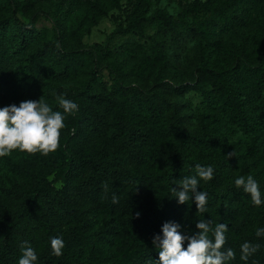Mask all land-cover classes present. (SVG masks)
Segmentation results:
<instances>
[{"label":"trees","instance_id":"obj_1","mask_svg":"<svg viewBox=\"0 0 264 264\" xmlns=\"http://www.w3.org/2000/svg\"><path fill=\"white\" fill-rule=\"evenodd\" d=\"M120 1L93 0L80 10L79 0H72L53 18L52 41L15 11L1 10L0 108L41 99L63 114L58 103L63 96L78 105L79 118L75 122L76 113L65 115L59 147L47 156L16 150L0 157V264H19L22 246L35 250L34 264H159L153 240L162 238L163 224L176 223L182 235L190 236L199 231L198 220L210 221L213 229L228 225L224 250L231 248L235 259L226 264H264V235H256L264 228V193L255 206L250 194L236 187L237 177L221 156V139L204 128H191L181 103L170 100L158 83L140 95L96 87L91 82L100 72L96 69L75 94V50L63 45L59 25L81 38ZM14 4L0 0L7 9ZM149 13V0H134L122 31H144ZM257 28L264 38L262 18ZM260 57L264 43L256 61ZM206 61L214 63V55ZM213 78L208 106L249 130L243 108L246 101L252 106L262 102L264 62H243ZM61 148L70 162L58 187L49 177L61 166ZM197 165L214 169L210 181L197 177L198 191L207 193L205 213H197L194 198L180 204L171 191L179 190L184 177L196 176ZM113 194L118 203L112 202ZM57 237L65 244L59 257L51 248ZM209 238L214 240L211 232ZM245 242L259 245L247 261L240 259Z\"/></svg>","mask_w":264,"mask_h":264},{"label":"rangeland","instance_id":"obj_2","mask_svg":"<svg viewBox=\"0 0 264 264\" xmlns=\"http://www.w3.org/2000/svg\"><path fill=\"white\" fill-rule=\"evenodd\" d=\"M71 1L15 0L11 8L0 5V15L2 9L10 15L15 11L24 23L38 28L45 41H52L56 37L53 18ZM91 1L79 0V9ZM149 2L151 20L141 32L122 31L134 0H121L81 38L65 24L59 25L63 45L75 50L77 75L71 83L75 94L85 87L95 69L100 72L91 81L93 85H104L116 95L124 90L145 94L158 83L170 100L183 105L191 128H204L221 139V156L233 177L246 179L251 175L264 193V94L255 106L247 101L244 104L249 130L207 102L217 71L243 62H264V58H255L264 43L257 28V19L264 21V0ZM208 54L214 55V63L206 61ZM78 118L79 111L75 122ZM233 151L235 156L228 157ZM59 157L61 166L49 177L58 187L70 162L64 148Z\"/></svg>","mask_w":264,"mask_h":264},{"label":"clouds","instance_id":"obj_3","mask_svg":"<svg viewBox=\"0 0 264 264\" xmlns=\"http://www.w3.org/2000/svg\"><path fill=\"white\" fill-rule=\"evenodd\" d=\"M58 103L63 109V114L60 111H53L41 99L23 101L19 106L13 104L0 108V157L9 156L16 150L33 155L39 152L45 156L56 151L59 147L60 131L65 127V115H73L78 111V105L63 96L58 97ZM231 156H235L234 151L228 153V157ZM196 172V176L184 177L180 181L179 190L172 187L171 191L180 204H185L194 198L197 213H205L208 203L207 193L198 191L199 180L210 181L214 169L211 166L197 165ZM235 185L250 194L255 206L261 205L259 186L251 175L246 179L243 176L237 178ZM112 202L118 203L115 194ZM139 215L140 213H136L137 217ZM179 228L180 225L176 223H164L162 238L159 235L154 238L153 244L159 248V264H226L227 261L235 259V252L231 248L224 250L227 224L220 223L213 229L210 221L198 220L196 228L199 231L190 236L182 235ZM210 232L214 240L209 238ZM256 235L258 237L264 235V228L258 229ZM185 241H188L186 249ZM64 247L61 238L51 239L53 255L61 256ZM258 249L259 245L245 242L241 245L240 259L247 261ZM36 261L35 250L30 246H22L19 264H34Z\"/></svg>","mask_w":264,"mask_h":264}]
</instances>
